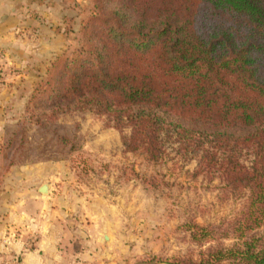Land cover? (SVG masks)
I'll return each mask as SVG.
<instances>
[{
	"label": "trees",
	"instance_id": "16d2710c",
	"mask_svg": "<svg viewBox=\"0 0 264 264\" xmlns=\"http://www.w3.org/2000/svg\"><path fill=\"white\" fill-rule=\"evenodd\" d=\"M116 1L45 84L47 105L105 116L125 152L152 164L170 144L202 152L245 198L234 221L183 225L196 249L149 264H264V0ZM251 150L248 166L240 156Z\"/></svg>",
	"mask_w": 264,
	"mask_h": 264
},
{
	"label": "rangeland",
	"instance_id": "374dc122",
	"mask_svg": "<svg viewBox=\"0 0 264 264\" xmlns=\"http://www.w3.org/2000/svg\"><path fill=\"white\" fill-rule=\"evenodd\" d=\"M116 4L90 0L68 29L73 34L65 47L43 62L31 85L16 87L7 105L4 168L47 167L32 179L35 186L52 185L58 195L55 203L64 210L59 219L64 264H73V255L80 264L173 261L196 249L184 224L206 227L234 221L246 203L227 189L219 162L214 168L210 161L202 163V152L179 153L178 145L170 144L166 158L152 164L141 153L125 152L122 134L105 116L78 110L76 104L55 114L57 108L47 105V81L86 49L84 33L101 32L99 20L112 19ZM254 157L251 150L240 159L249 166ZM131 170L136 175L129 180ZM0 264L20 261L0 257Z\"/></svg>",
	"mask_w": 264,
	"mask_h": 264
},
{
	"label": "crops",
	"instance_id": "0c3cea01",
	"mask_svg": "<svg viewBox=\"0 0 264 264\" xmlns=\"http://www.w3.org/2000/svg\"><path fill=\"white\" fill-rule=\"evenodd\" d=\"M89 3L0 0V257L18 259L20 264H64V237L59 227L64 210L55 203L58 195L52 185L44 196L32 179L38 171L47 170L46 166L5 170L7 105L15 98L16 87L31 85L43 62L65 47L73 34L68 29ZM74 256L73 264H80Z\"/></svg>",
	"mask_w": 264,
	"mask_h": 264
},
{
	"label": "water",
	"instance_id": "95a60500",
	"mask_svg": "<svg viewBox=\"0 0 264 264\" xmlns=\"http://www.w3.org/2000/svg\"><path fill=\"white\" fill-rule=\"evenodd\" d=\"M50 191V186L48 184H44L40 187L39 192L41 194H48ZM108 239V237H106Z\"/></svg>",
	"mask_w": 264,
	"mask_h": 264
}]
</instances>
